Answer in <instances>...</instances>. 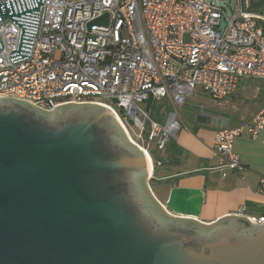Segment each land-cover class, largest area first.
<instances>
[{
    "label": "water",
    "instance_id": "95a60500",
    "mask_svg": "<svg viewBox=\"0 0 264 264\" xmlns=\"http://www.w3.org/2000/svg\"><path fill=\"white\" fill-rule=\"evenodd\" d=\"M44 3L0 0V25L19 29L10 63L30 57ZM232 8L231 0L227 18ZM149 171L103 106L47 111L0 97V264H264V223H199L204 193L177 186L160 204Z\"/></svg>",
    "mask_w": 264,
    "mask_h": 264
},
{
    "label": "built area",
    "instance_id": "2783aa9c",
    "mask_svg": "<svg viewBox=\"0 0 264 264\" xmlns=\"http://www.w3.org/2000/svg\"><path fill=\"white\" fill-rule=\"evenodd\" d=\"M230 1L45 0L28 59L9 62L19 29L11 22L0 25V97L47 111L94 103L110 110L128 141L148 156L151 145L163 151L182 128L177 108L197 90L217 104L234 94L243 78L264 82L262 18L249 10V0H232L227 18ZM103 16L105 25L89 26ZM166 100L173 111L159 123L151 107ZM117 110L146 133L144 146L129 136ZM263 127L264 103L250 119L216 131L213 159L222 177L245 171L235 138L246 131L256 139ZM258 193L264 196V178ZM234 215L264 223V213L247 215L244 206Z\"/></svg>",
    "mask_w": 264,
    "mask_h": 264
},
{
    "label": "crops",
    "instance_id": "0c3cea01",
    "mask_svg": "<svg viewBox=\"0 0 264 264\" xmlns=\"http://www.w3.org/2000/svg\"><path fill=\"white\" fill-rule=\"evenodd\" d=\"M258 15L262 18L259 24L264 29V8ZM238 86L234 94L217 107L208 104L206 100L210 98L197 90L185 105L195 106L198 110L204 108V112L194 110L186 120L181 113L185 105L178 107L182 128L177 139L169 141L163 151H158L155 145L150 147L157 162L149 155L152 158V172L148 180L153 179L157 173L158 181L166 187L164 202L173 187L201 190L204 193V203L197 222L206 225L224 216L234 215L242 206L250 216L264 213V196L258 193L260 180L264 178V127L256 139L243 131L234 140V151L245 167L242 174L231 173L222 177L213 159L216 131L235 127L250 119L264 103V97L260 98L257 93L258 89H253L250 85ZM199 100L205 105L202 107L200 103L202 109L193 104ZM164 105L172 107L167 100ZM159 106L160 104L158 108ZM163 110L164 108L157 110L159 120L156 121L159 123L165 120V115L159 113ZM156 201L159 202L158 199Z\"/></svg>",
    "mask_w": 264,
    "mask_h": 264
},
{
    "label": "rangeland",
    "instance_id": "374dc122",
    "mask_svg": "<svg viewBox=\"0 0 264 264\" xmlns=\"http://www.w3.org/2000/svg\"><path fill=\"white\" fill-rule=\"evenodd\" d=\"M249 1H250V6H251L253 3L264 1V0H249ZM253 11L257 15V14L262 13L263 9L257 8L256 10H253ZM243 85H250L251 88L258 89L257 93L259 94V97L260 98L264 97V82L263 81L256 80V79L251 80L250 78H243V79H241V83L239 84L238 87H242ZM206 101L208 102V104H210L211 106H215V107H217V105L220 104V103H217V104L214 103L213 104V102H211L210 100H206ZM206 101H203V102H206ZM200 103L202 105V102L199 100L193 104L196 106L198 105L197 107H199ZM202 107H205V105H202ZM151 108L153 109L152 118L154 120H157V121L159 120V117L157 116V110L159 108H164V110H163L164 115H166V113L173 111V108L169 107V106H165L164 102L160 103L159 108H158V105L152 106ZM194 110L204 112V108L202 110H198V109H196L195 106L194 107H187L185 105L181 109V113L183 114L184 118L187 120V119H189L190 114H192ZM116 112L119 115V117L121 118L129 136L135 142H137L139 145L144 146L146 143V133H141L140 131H138L137 128L130 122L129 119H123V115H121V113L118 110ZM149 154L151 155L152 158H154L155 163H156L157 161L155 159L156 158L155 153L150 150ZM146 183H147V186H148L150 193L152 192L151 194H152L153 198L155 200L158 199L159 202H161L160 204H163L165 194H166V187H165L164 183L158 181L157 173L155 174L154 178L151 179L150 181L147 178ZM170 216H172V215H170ZM172 217H175V216H172ZM177 218H179V217H177Z\"/></svg>",
    "mask_w": 264,
    "mask_h": 264
},
{
    "label": "trees",
    "instance_id": "16d2710c",
    "mask_svg": "<svg viewBox=\"0 0 264 264\" xmlns=\"http://www.w3.org/2000/svg\"><path fill=\"white\" fill-rule=\"evenodd\" d=\"M257 8L263 9L264 8V1H260V2L253 3L250 6L249 10L251 12H254L253 10H256Z\"/></svg>",
    "mask_w": 264,
    "mask_h": 264
},
{
    "label": "bare ground",
    "instance_id": "6f19581e",
    "mask_svg": "<svg viewBox=\"0 0 264 264\" xmlns=\"http://www.w3.org/2000/svg\"><path fill=\"white\" fill-rule=\"evenodd\" d=\"M110 111V110H109ZM111 112V111H110ZM112 113V112H111ZM145 154H146V156L148 157V160H149V164H150V171H149V176L151 175V172H152V164H151V160H150V158H149V156H148V154L146 153V152H144ZM185 219H187V218H185Z\"/></svg>",
    "mask_w": 264,
    "mask_h": 264
}]
</instances>
